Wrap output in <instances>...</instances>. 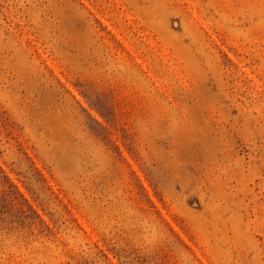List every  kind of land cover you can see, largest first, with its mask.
Here are the masks:
<instances>
[{"label": "rangeland", "instance_id": "374dc122", "mask_svg": "<svg viewBox=\"0 0 264 264\" xmlns=\"http://www.w3.org/2000/svg\"><path fill=\"white\" fill-rule=\"evenodd\" d=\"M0 264H264V0H0Z\"/></svg>", "mask_w": 264, "mask_h": 264}]
</instances>
